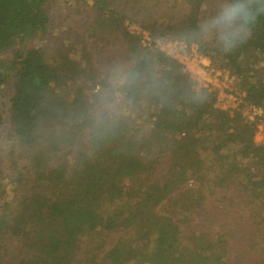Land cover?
I'll use <instances>...</instances> for the list:
<instances>
[{"label":"trees","instance_id":"obj_1","mask_svg":"<svg viewBox=\"0 0 264 264\" xmlns=\"http://www.w3.org/2000/svg\"><path fill=\"white\" fill-rule=\"evenodd\" d=\"M55 1L0 0V264H264V0L226 1L257 12L235 45L216 0L180 20L83 0L59 23ZM145 31L230 72L238 107Z\"/></svg>","mask_w":264,"mask_h":264},{"label":"built area","instance_id":"obj_2","mask_svg":"<svg viewBox=\"0 0 264 264\" xmlns=\"http://www.w3.org/2000/svg\"><path fill=\"white\" fill-rule=\"evenodd\" d=\"M138 29L137 32H140ZM141 39L144 45L161 49L167 55L174 58L182 67L183 71L189 74L196 88H207L210 91L218 92V108L221 110H232L239 105L238 97L241 95L235 87L234 77L230 72L217 69L211 66L210 61L198 53L194 44H188L182 40L154 39L148 31L142 32ZM208 60V61H207ZM259 113V111H256ZM264 126V125H263ZM264 143V139L258 141Z\"/></svg>","mask_w":264,"mask_h":264},{"label":"rangeland","instance_id":"obj_3","mask_svg":"<svg viewBox=\"0 0 264 264\" xmlns=\"http://www.w3.org/2000/svg\"><path fill=\"white\" fill-rule=\"evenodd\" d=\"M185 0H162V4L160 5L157 0H113L115 8H122L125 11H129L132 14H139V18L146 19V20H154L155 18L152 15H159L160 17H167L171 18L173 16H177L178 20L181 19V16L183 14V7H185V2H182ZM227 0H216V2H219V7L223 10L227 6L226 4ZM54 19L56 23H59L63 20L62 17V11L65 10V12L72 11L70 13V16L75 17L74 9L79 8L78 6H83V0H56L54 4ZM157 5V6H155ZM212 5V3H207L206 11H210V8H215ZM150 15L152 16L150 18ZM66 22V21H64ZM150 22H147L149 24ZM132 29L138 30L140 29L137 25H133ZM51 44H48L47 46H43L44 52H49L51 49ZM9 91V87L4 88L0 94H3L4 96L7 95ZM264 139V126L262 125V130L257 136V140H263ZM3 157H6V151L3 153ZM19 155H25L26 151L24 150L23 154Z\"/></svg>","mask_w":264,"mask_h":264},{"label":"clouds","instance_id":"obj_4","mask_svg":"<svg viewBox=\"0 0 264 264\" xmlns=\"http://www.w3.org/2000/svg\"><path fill=\"white\" fill-rule=\"evenodd\" d=\"M225 14L229 21L233 18L240 17L242 19L241 27L235 31L231 30L229 26H225V31L220 34V39L228 42L232 41V44H241L251 33V29L257 22V12L264 11V8H260L257 12H253L245 3H237L231 6H226Z\"/></svg>","mask_w":264,"mask_h":264},{"label":"crops","instance_id":"obj_5","mask_svg":"<svg viewBox=\"0 0 264 264\" xmlns=\"http://www.w3.org/2000/svg\"><path fill=\"white\" fill-rule=\"evenodd\" d=\"M208 61V60H207Z\"/></svg>","mask_w":264,"mask_h":264}]
</instances>
